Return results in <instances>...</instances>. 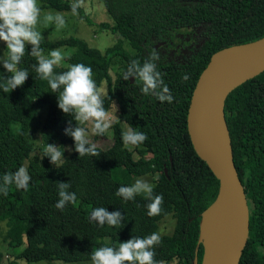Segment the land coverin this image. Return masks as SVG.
Masks as SVG:
<instances>
[{
	"label": "trees",
	"instance_id": "16d2710c",
	"mask_svg": "<svg viewBox=\"0 0 264 264\" xmlns=\"http://www.w3.org/2000/svg\"><path fill=\"white\" fill-rule=\"evenodd\" d=\"M39 1L41 7L60 11H71L74 2ZM101 1L113 24L103 21L100 25L117 35L112 46L101 51L70 35L44 38L41 47L46 53L60 46L75 47L56 71L75 63L90 66L98 86L107 93L105 108L118 104L111 146H97V157L64 152L65 160L58 168L48 157L43 158L42 148L47 143L63 147L68 143L74 149L73 139L64 131L71 117L58 108V93L38 78L33 69L36 58L27 51L18 65L29 72L26 82L9 93L0 90V176L20 166L31 176L26 190L13 185L7 196L0 194V242L14 250L25 246L6 264L91 262L94 248L118 246L132 236L158 232L159 221L170 214L175 227L171 234L160 235L162 243L155 248V259L167 264H192L194 259L201 212L214 201L218 180L193 150L186 126L188 105L197 79L215 51L264 36V0ZM182 36L196 37L199 45L179 61L168 58L163 42L181 40ZM125 41L133 53L124 47ZM152 51L159 54L157 68L174 97L172 103L144 95L142 83L134 77L123 78L133 59L143 63ZM114 59L121 64L115 78L110 73ZM185 73L187 81L182 80ZM9 75L0 64V78ZM43 106L39 156L35 154L34 134L39 128L35 121ZM224 117L233 162L245 198L253 204L248 200L249 233L239 264H264V71L228 95ZM123 123L146 133L147 141L128 145L130 150L121 138ZM72 124L75 126L74 120ZM144 174L156 175L154 194H162L164 200L160 215L148 216L149 201L143 196L126 202L115 195L120 186H129L133 176ZM57 181L70 182V191L77 196L75 204H68L63 211L55 207ZM98 207L121 211L122 225L101 227L91 221L90 214ZM202 255L200 244L198 264ZM2 259L0 250V264Z\"/></svg>",
	"mask_w": 264,
	"mask_h": 264
},
{
	"label": "clouds",
	"instance_id": "9594fccd",
	"mask_svg": "<svg viewBox=\"0 0 264 264\" xmlns=\"http://www.w3.org/2000/svg\"><path fill=\"white\" fill-rule=\"evenodd\" d=\"M86 7L85 0H74L71 12L78 15V10ZM55 26L57 31L67 27L65 15L61 12L45 11L39 0H0V41L6 45V54L0 55V64L11 75L0 78V90L9 93L23 86L29 77L27 69L19 68L26 51L36 58L33 69L38 78L46 81L53 93H58V108L71 119L65 128V135L74 141V149H65L53 143H47L42 148L43 158L48 157L51 164L60 167L64 160V152L75 151L79 157H97L100 152L97 145L89 139V135L103 137L115 122L114 114L105 108L107 93L98 86L90 66L83 63L68 65L67 69L57 72L66 56L61 49H52L44 55L41 43L44 39L41 28ZM30 46V51L28 48ZM159 54L152 51L141 63L133 59L123 72V78L134 77L142 83L141 92L144 95H154L160 102L172 103V96L165 84L162 73L157 68ZM189 79L184 74L183 81ZM75 121L73 126L72 121ZM90 125V129L86 127ZM125 145L138 146L147 141L146 133L129 126L121 133ZM63 149V150H61ZM31 176L24 166L15 172L0 176V194L7 196L11 186L26 190ZM59 200L55 207L61 211L68 204H75L77 196L70 191V182L57 181ZM116 196L124 201H134L137 196H143L149 201L146 205L148 216L160 215L163 211V195L154 194V186L144 178L136 179L129 186H120ZM90 220L103 227H120L124 221L121 211L109 212L105 207L94 208ZM162 243L159 233L153 232L144 237L132 236L127 241L119 242L118 246H100L90 254L91 264H163L155 259V248Z\"/></svg>",
	"mask_w": 264,
	"mask_h": 264
},
{
	"label": "water",
	"instance_id": "95a60500",
	"mask_svg": "<svg viewBox=\"0 0 264 264\" xmlns=\"http://www.w3.org/2000/svg\"><path fill=\"white\" fill-rule=\"evenodd\" d=\"M263 71L264 36L215 51L192 91L186 115L187 132L195 154L218 180L214 201L201 212L192 264H198L200 244L203 246L201 264L207 260L202 223L205 214L213 209H219L221 214L223 253L219 264H239L242 257L249 233L250 208L233 162L224 105L233 90ZM221 123L226 130V143L218 136Z\"/></svg>",
	"mask_w": 264,
	"mask_h": 264
},
{
	"label": "rangeland",
	"instance_id": "374dc122",
	"mask_svg": "<svg viewBox=\"0 0 264 264\" xmlns=\"http://www.w3.org/2000/svg\"><path fill=\"white\" fill-rule=\"evenodd\" d=\"M55 1V0H51ZM40 5L41 2L39 1ZM86 7L80 8V13L78 15H73L71 11H60L55 10L54 8L49 7H42L45 11H53V12H61L65 15V18L67 20V27L63 30L57 31L55 29V26H50L47 29L41 28L42 35L46 39L54 40L57 38L67 37V36H76L78 38H81L85 40L87 43H89L90 46L96 47L100 49L101 51H105L106 48L109 46H112L113 43L116 40L117 35L111 31V29L103 28L100 23L103 21H106L108 23L113 24V19L104 7L101 0H85ZM82 15V16H80ZM90 19V23L88 22V19ZM199 39L192 36H182L181 40L176 41H170V43L163 42L162 47L163 49H166L167 57L170 59H174L178 61L181 57H187L188 53L192 51L196 46L198 45ZM124 47L129 50L133 51L134 49L130 47L125 41ZM55 49H61L62 52L65 54V56L72 55V53L75 50V47L65 45L60 46ZM180 50V51H179ZM46 53V52H44ZM133 53V52H132ZM6 54V45L4 42L0 41V55ZM48 55V52L45 56ZM178 55V56H177ZM66 59V58H65ZM62 65H65V60L62 62ZM61 65V66H62ZM121 64L118 60H113L112 67L110 69V73L115 78V74L120 70ZM104 90L105 88L102 87ZM46 106H43L39 109V115L36 118V123L39 125L38 130L34 134V142L36 144V152L35 154H38L40 156L39 146L41 145V134H42V128H41V121L43 119V116L45 114ZM110 112L114 114L115 120L117 119L118 114V104L116 102H113L110 109ZM123 125V130L127 129L126 124ZM90 129V125H86ZM113 131L110 128L109 131L105 134L103 137H97L94 138V135H89V139L93 141L97 146L102 147V149H107V147L112 145L113 142ZM130 150H132L131 146H128ZM65 149H70V145L66 143L64 145ZM70 151H65V153H69ZM134 158L137 159L138 156L136 153H134ZM144 178L148 180L150 183H154V180L156 178V175L154 174H144L140 176H133L131 178L130 184L135 182L136 179ZM159 227L158 232L161 234H171L175 227V218L171 214L164 217L159 221ZM25 246L23 245L20 248H16L15 250L8 246L7 242H0V250L3 253V259L2 264H6L7 260H9L11 257H13L17 252L21 251ZM25 264H65L59 261H53L51 263L48 262H37V263H25ZM67 264H91V262H78V263H67ZM167 264V263H163ZM169 264H178L177 262H171Z\"/></svg>",
	"mask_w": 264,
	"mask_h": 264
},
{
	"label": "bare ground",
	"instance_id": "6f19581e",
	"mask_svg": "<svg viewBox=\"0 0 264 264\" xmlns=\"http://www.w3.org/2000/svg\"><path fill=\"white\" fill-rule=\"evenodd\" d=\"M219 127L218 136L226 143V130L222 123ZM221 229V214L219 209H213L206 213L202 223V233L207 251V260L204 264H219L221 260L223 253Z\"/></svg>",
	"mask_w": 264,
	"mask_h": 264
},
{
	"label": "flooded vegetation",
	"instance_id": "af4514ba",
	"mask_svg": "<svg viewBox=\"0 0 264 264\" xmlns=\"http://www.w3.org/2000/svg\"><path fill=\"white\" fill-rule=\"evenodd\" d=\"M198 45H199V43H198ZM198 45H197V46H198ZM197 46H196V48H197ZM188 55H189V53H188ZM187 57H188V56H187ZM248 200H249V199H248ZM249 201H250V200H249ZM250 202H251V201H250ZM251 206L253 207V204H252V202H251Z\"/></svg>",
	"mask_w": 264,
	"mask_h": 264
}]
</instances>
